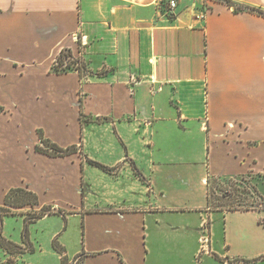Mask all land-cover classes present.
I'll return each mask as SVG.
<instances>
[{"label": "crops", "instance_id": "0c3cea01", "mask_svg": "<svg viewBox=\"0 0 264 264\" xmlns=\"http://www.w3.org/2000/svg\"><path fill=\"white\" fill-rule=\"evenodd\" d=\"M203 1L0 0V207L24 189L71 231L41 264H264V208L207 201L246 177L264 201V17Z\"/></svg>", "mask_w": 264, "mask_h": 264}, {"label": "rangeland", "instance_id": "374dc122", "mask_svg": "<svg viewBox=\"0 0 264 264\" xmlns=\"http://www.w3.org/2000/svg\"><path fill=\"white\" fill-rule=\"evenodd\" d=\"M81 65V64H80ZM257 180L252 178L244 179H216L210 180L208 184V193L211 201V209H254V208H264V201L258 194L255 187ZM174 186H177L174 184ZM256 191V192H255ZM41 209L36 210L29 206L19 208H11L10 214H13L15 218L3 219V235L6 238L20 239L24 223H27V233L30 242L34 247H39L42 253L38 255L27 256V259L33 260L34 264H41L42 258L45 259L46 253L51 249L49 245V240L52 234L60 229L62 232L61 238L66 242L71 241V231L68 229L59 228L58 219L50 217L48 219L38 220V215L41 213ZM61 222V221H60ZM217 229L214 232H220L222 229V223L216 224ZM208 239L210 236L208 234ZM57 243L60 238L56 239ZM214 240V239H213ZM71 245V243H70ZM207 247V246H206ZM67 258V257H66ZM68 259V264H75L76 261L73 259ZM40 260V261H39ZM48 264H51V260L47 258ZM78 264H81L79 260Z\"/></svg>", "mask_w": 264, "mask_h": 264}, {"label": "trees", "instance_id": "16d2710c", "mask_svg": "<svg viewBox=\"0 0 264 264\" xmlns=\"http://www.w3.org/2000/svg\"><path fill=\"white\" fill-rule=\"evenodd\" d=\"M209 3H222V4L227 5L228 7H233L234 12L236 13L237 12H250V13H256L257 15L264 17V11L251 8L249 6L237 4L231 0H208V5H207L208 9H210ZM161 5H163V8L165 12L167 13L164 3H162ZM52 70L54 73H57V74L67 73L69 71H78L79 74L81 75L84 72V67L80 65L77 62V60L73 59L70 52L63 50L59 53L58 57L56 58V62ZM42 143L44 144L45 147L51 150V154L55 156H60L62 154H66L67 152L71 150H74V148H70V149L63 151L61 148L57 147L54 144H50L47 141H42ZM91 164L102 169L103 171H108L105 167H102L99 164H96V163H91ZM210 180H216V179H210ZM210 180H208V184ZM207 195H208L207 196L208 206L210 207L211 201L209 198L208 187H207ZM26 206H29L31 208H35L38 206V200H37L36 195L24 189H12L6 194L4 205L0 207V264H30L27 261V256L34 254L35 249H34L33 244L30 242L28 238V233H27L28 224L24 223V228H23V232L21 235L20 243H15L11 241L10 239L6 238L3 235V228H2L3 219L7 216H14L13 214H10L11 208L21 209ZM248 209L249 208H246L245 210H248ZM41 211L42 212L38 215L37 220L46 214H51L50 208L48 207H42ZM52 247L54 251L60 254V256L63 254V250L58 245L56 240H53ZM74 260L76 261L75 264H78L80 257L74 258ZM60 264H68V259L66 258V256H61Z\"/></svg>", "mask_w": 264, "mask_h": 264}, {"label": "built area", "instance_id": "2783aa9c", "mask_svg": "<svg viewBox=\"0 0 264 264\" xmlns=\"http://www.w3.org/2000/svg\"><path fill=\"white\" fill-rule=\"evenodd\" d=\"M162 3H164L165 8L167 10L166 14L172 15L174 10H175V8H176L177 0H160V5ZM207 5H208V0H204L203 3H202L201 8L199 9L198 15L196 16L197 20H200V21H204L205 20L206 12L208 10ZM231 8L233 9V7H231ZM193 9H195V7H193ZM208 241H209V239H208V229H207V225L204 224L202 226V236H201V239H200V244H201L202 250H204L206 248V246L208 244Z\"/></svg>", "mask_w": 264, "mask_h": 264}]
</instances>
